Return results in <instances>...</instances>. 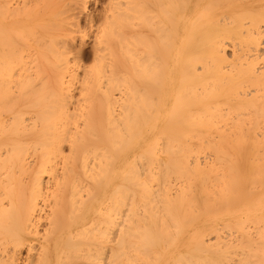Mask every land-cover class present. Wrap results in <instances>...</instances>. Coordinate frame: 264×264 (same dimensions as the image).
<instances>
[{
  "label": "bare ground",
  "instance_id": "bare-ground-1",
  "mask_svg": "<svg viewBox=\"0 0 264 264\" xmlns=\"http://www.w3.org/2000/svg\"><path fill=\"white\" fill-rule=\"evenodd\" d=\"M0 264H264V0H0Z\"/></svg>",
  "mask_w": 264,
  "mask_h": 264
},
{
  "label": "rangeland",
  "instance_id": "rangeland-1",
  "mask_svg": "<svg viewBox=\"0 0 264 264\" xmlns=\"http://www.w3.org/2000/svg\"><path fill=\"white\" fill-rule=\"evenodd\" d=\"M87 9H88V11H91V10L93 9V4H92V2L89 3Z\"/></svg>",
  "mask_w": 264,
  "mask_h": 264
}]
</instances>
